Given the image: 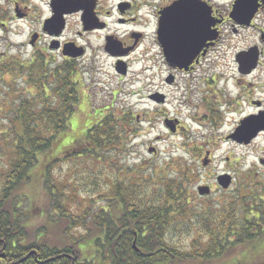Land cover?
<instances>
[{"label":"trees","instance_id":"trees-1","mask_svg":"<svg viewBox=\"0 0 264 264\" xmlns=\"http://www.w3.org/2000/svg\"><path fill=\"white\" fill-rule=\"evenodd\" d=\"M74 68L72 60L41 52L0 56V264H247L248 249L264 250V178L252 172L235 194L223 191L222 200H212L193 191L198 175L185 160L133 183L123 171L84 211L71 213L53 167L68 159L99 161V152L124 145L136 122L97 109L105 117L80 122L70 136L82 97ZM39 190L53 215L33 226L46 215L35 198ZM181 228L189 242L173 239ZM86 240L91 244L81 251ZM258 256L251 264H264Z\"/></svg>","mask_w":264,"mask_h":264},{"label":"flooded vegetation","instance_id":"flooded-vegetation-1","mask_svg":"<svg viewBox=\"0 0 264 264\" xmlns=\"http://www.w3.org/2000/svg\"><path fill=\"white\" fill-rule=\"evenodd\" d=\"M26 1L0 0V29L11 24L26 27V44L31 49L28 56L41 52L57 59L53 53H59L60 60H72L74 84L83 104L90 94L84 96L82 73L88 71L86 68L99 71L98 63L103 60L110 63L111 74L120 80L137 65L145 73L155 70L158 74L165 69V85L173 86L178 75H185L188 86L204 81L216 97L212 88L221 80L225 83V93L221 94L228 97V107L246 98L249 111L242 118L264 115V0H29L42 5L38 12L35 10L38 18L29 17ZM65 51L74 55H65ZM228 57L233 62L226 69L232 76L222 80V75H227L224 71L204 78L208 63ZM92 74L94 85L105 87L97 73ZM230 78L234 81L227 84ZM233 88L239 91L232 97ZM158 94L164 104L166 95L158 89L148 94L154 105L161 103L155 97ZM209 97L204 103L210 102ZM216 106L218 103L212 111L207 108L213 113L211 118L228 112L214 114ZM260 136L264 138V131L251 140V145ZM258 161L264 167V158L260 156ZM258 174L253 171V175Z\"/></svg>","mask_w":264,"mask_h":264},{"label":"rangeland","instance_id":"rangeland-1","mask_svg":"<svg viewBox=\"0 0 264 264\" xmlns=\"http://www.w3.org/2000/svg\"><path fill=\"white\" fill-rule=\"evenodd\" d=\"M26 2L31 9L28 8L29 17L38 18V8L41 9L42 5L29 0ZM36 9L37 12H35ZM11 26L8 25L6 29H0V56L16 54L17 57L26 59L31 53L30 47L26 44V27H16L14 24ZM147 44L151 45V41L148 40ZM53 54L61 57L59 53ZM59 58L56 60H60ZM103 62L102 60L98 63L99 71L94 68L91 70L86 68L88 71H84V73L81 71L82 81H84V96L87 97L90 94V101H84V104L79 101L77 104V110L70 117V136L80 132V122L88 120L89 114L98 115L97 109L104 110V113L112 110L117 116L124 114L127 118H138H136L133 132L126 137L124 145L116 150L108 149L109 152H99L102 155V159L100 157L99 161L92 157L68 159L53 167L52 173L55 180L65 182L61 189L64 188L62 192L66 193L67 208L71 213L78 215L84 211L88 206V201L95 200L98 193H102L107 188L104 186H111L117 175H123V171L127 173L126 176L130 177L129 181L132 183L141 180V178L155 179L157 174L161 171L166 173L180 159L185 160L189 164V168L198 175V178L191 184L193 191L196 192L199 185H207L210 187L209 197L212 200H222L223 191L235 194L240 187V180L245 178L246 174H251V172L253 174L254 170L262 174L261 177L259 174L256 175L258 179L264 178V167L258 161L260 156L264 158V154L261 152L264 150V138L260 136L252 145L251 143L240 145L230 139H225V136L237 126L238 121L247 115L249 107L246 98L235 101L228 107V97H222L221 94V92L225 93L222 89L225 83H222L221 80L216 81L212 88L216 91L217 97L213 96L212 90L204 81L197 83L194 81L191 86H188V79L185 75H178L176 84L167 86L163 83L165 69L162 68L158 74L155 70L145 73L142 71V67L137 65L134 72L120 80L111 74L110 63ZM232 62L228 57L208 63V71L204 78L209 79L213 74L219 75L220 72L227 71L228 63ZM87 67L89 68V66ZM92 73H97V77L104 81L105 87L102 84L94 85L91 78ZM231 74L232 72L227 71V75H222V80L227 76H232ZM232 80L234 81V78H230L227 84ZM94 82L97 83V79H94ZM18 86L20 88L21 85ZM157 89L166 95L162 105H154L148 100V94L154 93ZM237 91L239 90L232 89V97L237 94ZM209 95L210 102L204 103ZM86 97L84 100H87ZM225 102L227 105H224ZM215 103H218V106L215 107L214 114L220 116L222 112H228L220 118H211L213 113L208 112L207 108L212 111ZM165 118L179 120L180 127L175 133H171L164 127L163 120ZM151 146L155 148L153 153L148 151ZM169 158L172 161L165 166V162ZM223 172H227L233 177L232 184L226 190L220 188L215 181V177ZM248 177L250 178V175ZM26 192L29 194L33 192V189L27 188ZM38 193L40 195L37 197L35 195V198L38 199L39 207L43 208V211L46 210V212L44 211L46 215L37 216L33 221V226L44 223L53 215L49 201L41 203V198L45 197V193L42 190H39ZM29 199H26V207L29 206ZM19 202L17 201L16 204ZM95 202L91 205H97ZM23 208L24 203L20 204L17 211H22ZM72 231L73 233L83 232L78 228ZM173 239L178 243L189 242L185 230L182 228L177 231V236ZM89 241L80 243L78 248L83 251L85 245L91 244ZM89 249L90 256L93 247H89ZM257 255L259 258H263L264 250L257 254L250 248L242 257L247 264H251ZM86 256L87 254H84L83 257Z\"/></svg>","mask_w":264,"mask_h":264},{"label":"water","instance_id":"water-1","mask_svg":"<svg viewBox=\"0 0 264 264\" xmlns=\"http://www.w3.org/2000/svg\"><path fill=\"white\" fill-rule=\"evenodd\" d=\"M65 55L73 56L70 52L65 51ZM248 60V59H247ZM248 64V63H247ZM247 69V65L245 64ZM242 69H245L242 66ZM157 101L162 102V95L158 94L155 96ZM164 125L170 130V132H175L176 129V121L171 119H164ZM264 131V115L260 113L255 116H247L240 120L239 125L235 128L234 132L227 136V139H232L237 143L248 144L253 137L257 135L258 132ZM149 152L155 151V148L150 147ZM217 183L222 188L226 189L231 183V176L227 173L220 174L216 177ZM197 191L200 195H205L209 193L208 186H199Z\"/></svg>","mask_w":264,"mask_h":264}]
</instances>
